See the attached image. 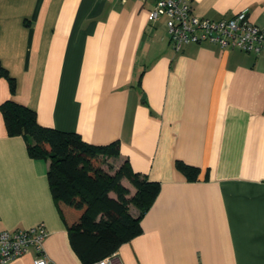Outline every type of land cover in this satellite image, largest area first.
Segmentation results:
<instances>
[{
	"label": "crops",
	"instance_id": "0c3cea01",
	"mask_svg": "<svg viewBox=\"0 0 264 264\" xmlns=\"http://www.w3.org/2000/svg\"><path fill=\"white\" fill-rule=\"evenodd\" d=\"M151 3L0 0V65L14 80L11 93L0 75V104L12 99L91 144L117 142L109 173L127 161L159 183L141 232L117 248L121 264H264V53L209 42L174 50L164 18L148 21ZM191 7L217 20L246 10L264 27V0ZM48 165L8 134L0 111V231L43 222L47 264H82ZM36 257L29 247L4 264Z\"/></svg>",
	"mask_w": 264,
	"mask_h": 264
},
{
	"label": "trees",
	"instance_id": "16d2710c",
	"mask_svg": "<svg viewBox=\"0 0 264 264\" xmlns=\"http://www.w3.org/2000/svg\"><path fill=\"white\" fill-rule=\"evenodd\" d=\"M0 75L7 78L13 93L14 80L1 65ZM0 111L8 134H20L31 157L49 160V189L82 264L110 254L141 232L140 217L157 194L159 183L133 171L127 161L113 173L106 171L102 164L119 155L117 142L95 145L76 132L44 126L34 110L12 99L3 101ZM180 166L189 179L195 178V167ZM122 178L135 186L133 196L127 197ZM129 204L136 207L134 214Z\"/></svg>",
	"mask_w": 264,
	"mask_h": 264
},
{
	"label": "built area",
	"instance_id": "2783aa9c",
	"mask_svg": "<svg viewBox=\"0 0 264 264\" xmlns=\"http://www.w3.org/2000/svg\"><path fill=\"white\" fill-rule=\"evenodd\" d=\"M124 1V0H122ZM164 18L169 42L174 50L188 43L209 42L223 48L264 53V27L251 22L242 10L228 19H211L193 13L191 0H152L148 21ZM43 222L26 228L0 231V264L34 248V264H47L43 242L47 236ZM89 264H121L117 250Z\"/></svg>",
	"mask_w": 264,
	"mask_h": 264
},
{
	"label": "rangeland",
	"instance_id": "374dc122",
	"mask_svg": "<svg viewBox=\"0 0 264 264\" xmlns=\"http://www.w3.org/2000/svg\"><path fill=\"white\" fill-rule=\"evenodd\" d=\"M102 167L105 169V170H107L108 172H111V171H113V169H114V166L113 165H109V163H107V162H104L103 164H102ZM128 183L129 184H127V186H125L126 188H127V197H131V196H133L134 195V193L136 192V188H135V186L128 180ZM109 195L111 196V197H115V194L113 193V192H110L109 193ZM129 209H130V211H135L136 210V207L134 206V205H132V204H129ZM136 212V211H135Z\"/></svg>",
	"mask_w": 264,
	"mask_h": 264
}]
</instances>
